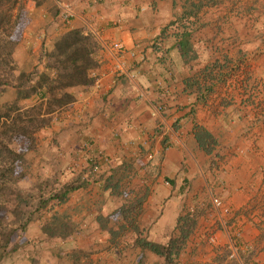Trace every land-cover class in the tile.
Here are the masks:
<instances>
[{"label":"crops","instance_id":"0c3cea01","mask_svg":"<svg viewBox=\"0 0 264 264\" xmlns=\"http://www.w3.org/2000/svg\"><path fill=\"white\" fill-rule=\"evenodd\" d=\"M60 1L78 12L65 22L58 18L62 24L54 21L50 8L53 3L57 13ZM24 3L17 23L18 67L43 68L42 54L54 37L71 27L85 31L88 23L92 30L84 44L94 54L98 76L76 87L74 99L55 111L56 121L37 133L35 146L25 153L28 171L21 183L49 179L60 184L76 174L69 167L81 173L90 169L94 181L71 191L63 203L76 213L81 227L96 226V215L115 209L121 196H145L142 218L149 232L172 228L190 203L197 223L218 235L216 243L197 247L191 264H264V0ZM188 9H196L184 18L196 27L191 37L194 56L177 46L174 27L162 33ZM26 12L30 15L24 19ZM112 40L137 51L133 57L125 54L134 79L112 72L107 49ZM158 102L167 108L154 114L152 103ZM197 126L215 138L209 151L195 140ZM87 141L108 160L90 163V151L82 149ZM148 151L153 152L150 158ZM109 164L122 175L102 188L109 176L116 178ZM90 187L97 192H89ZM210 190L233 211L229 221L240 229L234 236L238 260L228 258L231 229L211 210ZM113 193L119 197L108 209L106 200ZM98 241L105 256L104 233Z\"/></svg>","mask_w":264,"mask_h":264},{"label":"trees","instance_id":"16d2710c","mask_svg":"<svg viewBox=\"0 0 264 264\" xmlns=\"http://www.w3.org/2000/svg\"><path fill=\"white\" fill-rule=\"evenodd\" d=\"M24 2L0 0V264H95L90 261L91 253L103 233L108 241L103 248L116 264H150L148 252L158 257L155 264H182L175 258L196 226L194 213H179L167 237L151 239L142 218L145 196H125L111 212L96 215V226L81 227L76 213L62 205L71 191L92 182L93 170L85 168L81 173L77 167L65 166L76 174L60 184L49 179L21 183L28 171L25 153L35 146L37 133L56 121L55 111L74 99L76 87L92 83L90 70L97 64L84 44L89 34L81 27H71L55 36L51 48L43 52V68L18 67L11 56L12 35ZM191 11L196 9L184 10L162 30L174 27L177 46L187 56H194L191 37L196 27L194 21L184 19ZM26 85L33 88L34 97L20 96ZM194 133L197 144L209 151L215 143L213 134L199 126ZM18 135L28 139L27 147H16ZM109 165L116 178L109 176L102 188L114 185L122 175L120 168ZM8 191H12L11 199L3 197ZM32 225L38 226L36 234L31 232ZM84 231L88 237L81 235ZM54 238L59 240L46 253L44 242Z\"/></svg>","mask_w":264,"mask_h":264},{"label":"built area","instance_id":"2783aa9c","mask_svg":"<svg viewBox=\"0 0 264 264\" xmlns=\"http://www.w3.org/2000/svg\"><path fill=\"white\" fill-rule=\"evenodd\" d=\"M58 18L62 21H68L71 18L75 17L78 15V12L76 11L75 7L66 1H60L58 2V12H57ZM92 30V27L87 23L86 29L84 32L87 33V31ZM107 49L109 53L112 56V72L115 75H124L130 79L135 78V73L131 72L126 59H125V54H129L131 57L137 55V51L134 49H127L125 45L119 41V40H112L107 43ZM142 57V56H141ZM90 75L92 77H97L98 73L96 68H92L90 70ZM161 85V81H157ZM167 108V105L164 102H158V103H152V113H160L163 112ZM131 124L129 123L128 126ZM133 142V141H130ZM92 143L87 141L82 145V149L84 151H90L88 153V160L91 163H97V161H107L108 160V155L102 152L100 149H95L93 150L91 148ZM169 146V143L164 144V148H167ZM81 149V150H82ZM92 150V152H91ZM85 152V153H86ZM153 152L148 151L146 153V157L150 158L152 157ZM75 166H79V163H75ZM168 182V181H166ZM210 203L212 207V211L217 217V220L220 221L222 225H224L227 229H231V234L229 241L227 243V248H228V258L230 259H236L238 260V245L234 241V236L238 235L240 233V229L237 225H234L232 222L229 221L231 215L233 214V211L229 204L218 194H215L212 190H210ZM195 211L193 206H190L189 212L193 214ZM206 239L209 243H216L218 239V235L216 231H209L206 234ZM239 263V262H238ZM234 263V264H238Z\"/></svg>","mask_w":264,"mask_h":264},{"label":"rangeland","instance_id":"374dc122","mask_svg":"<svg viewBox=\"0 0 264 264\" xmlns=\"http://www.w3.org/2000/svg\"><path fill=\"white\" fill-rule=\"evenodd\" d=\"M50 8H51V11H52V15L56 19L54 21L58 22L59 24H62L61 21H59V19H58V15L56 13V7H55V5L53 3L50 6ZM29 15L30 14L28 12H26L24 19L29 18ZM62 22H64V21H62ZM16 28H18L17 31L15 30ZM16 28L14 29L13 35H12V37H14L13 38L14 39V44H13V46L11 48V56L13 57V59H14V57L19 58L18 52L15 51L16 43L19 41V24H18V26H16ZM20 96L21 97H27V98L28 97H30V98L34 97L35 94H34L33 88H31L30 85H26V86L22 87L21 90H20ZM15 145L18 148H19V146H20V148H21V146H22V148H25V147H27L29 145V141H28L27 138H25V136L18 135L16 137V140H15ZM143 164H145V163H142L140 165L141 168H144ZM92 181H94V179H92ZM92 190L95 191V188L94 187H90L89 192H91ZM95 192H97V191H95ZM116 194L115 195H114V193L112 195L109 194V197L106 200V208L111 209V207L114 205V202L117 201L119 195H116ZM3 197L6 198V199H11L12 198V191L6 192L5 194H3ZM123 198L124 197L121 196V200ZM189 204H187V205H185L183 207V210H184L183 213L189 211V208H190ZM62 207H64V205H62ZM2 215H3V210H0V218L1 219H3ZM202 224L203 223H200V222L196 223V226L194 227V229L191 231V233L187 237V239L185 241V244L183 246L182 252H180L178 257L175 258L177 263L179 262V263H182V264H191L192 255H195V250L197 249V247L199 245H201L203 247L205 245V242H207L206 234L209 231L206 229V227H205L206 225H202ZM37 231H38V226L37 225H32L31 232L36 234ZM171 231H172V228H169V227L165 228V229L155 228V229L150 230V232H148L147 235L151 239L160 240V239H162L164 237H167L170 234ZM54 239L51 240V241L47 240L46 242H44L43 248L45 249L46 253H49L50 248L53 245V243H56L59 240L58 238H54ZM22 240H24V237L20 238V241H22ZM210 244H212V243H210ZM102 245L103 244L101 242H99V241L94 243L95 250L91 253V260L90 261L92 263H95V264H116L115 263V259L113 258V256L111 255L110 252H107V254L105 256H102L103 253L100 252L102 250ZM203 251L206 252V250H204V249H203ZM148 254H149L148 255L149 262L148 263L155 264L158 257L152 252H148ZM43 258H44V256L42 257V259ZM37 261H38V259L36 258V259L33 260V263H35Z\"/></svg>","mask_w":264,"mask_h":264}]
</instances>
